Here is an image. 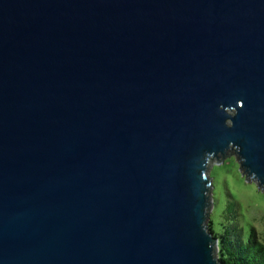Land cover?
Masks as SVG:
<instances>
[{
  "label": "water",
  "instance_id": "obj_1",
  "mask_svg": "<svg viewBox=\"0 0 264 264\" xmlns=\"http://www.w3.org/2000/svg\"><path fill=\"white\" fill-rule=\"evenodd\" d=\"M231 156L264 192V0H0V264H222Z\"/></svg>",
  "mask_w": 264,
  "mask_h": 264
},
{
  "label": "rangeland",
  "instance_id": "obj_2",
  "mask_svg": "<svg viewBox=\"0 0 264 264\" xmlns=\"http://www.w3.org/2000/svg\"><path fill=\"white\" fill-rule=\"evenodd\" d=\"M207 174L212 180L208 227L223 233L228 226L235 235L252 231L255 241L264 246V192L245 182L234 156L214 162ZM229 205L234 206L233 213H228Z\"/></svg>",
  "mask_w": 264,
  "mask_h": 264
},
{
  "label": "trees",
  "instance_id": "obj_3",
  "mask_svg": "<svg viewBox=\"0 0 264 264\" xmlns=\"http://www.w3.org/2000/svg\"><path fill=\"white\" fill-rule=\"evenodd\" d=\"M227 211L233 213L234 206L229 205ZM209 229L218 239V257L222 264H264V246L255 241L252 231L235 235L228 226L223 233Z\"/></svg>",
  "mask_w": 264,
  "mask_h": 264
}]
</instances>
